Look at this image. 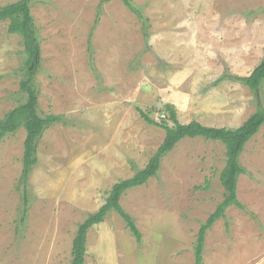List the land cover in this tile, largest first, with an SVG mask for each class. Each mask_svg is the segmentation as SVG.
Listing matches in <instances>:
<instances>
[{
    "label": "rangeland",
    "instance_id": "obj_1",
    "mask_svg": "<svg viewBox=\"0 0 264 264\" xmlns=\"http://www.w3.org/2000/svg\"><path fill=\"white\" fill-rule=\"evenodd\" d=\"M20 0H0V6ZM33 0L41 46L38 112L61 120L38 142L22 182L27 130L0 143V264H71L79 226L112 187L143 170L180 123L235 129L260 107L249 76L264 57V0ZM142 16V18L140 17ZM0 22V119L26 100L23 38ZM226 147L185 138L158 174L126 191L88 231L84 264H195L199 231L224 200ZM238 199L207 231L201 264H264V126L240 157Z\"/></svg>",
    "mask_w": 264,
    "mask_h": 264
},
{
    "label": "trees",
    "instance_id": "obj_2",
    "mask_svg": "<svg viewBox=\"0 0 264 264\" xmlns=\"http://www.w3.org/2000/svg\"><path fill=\"white\" fill-rule=\"evenodd\" d=\"M32 1L20 0L0 6V22L9 21V34L19 35L23 38L25 52L28 55L26 61L27 78L21 82L20 87L21 91L26 94V100L17 108L8 112L4 118L0 119V143L6 135L15 133L22 127L27 130L24 150V170L22 174V182L25 185L33 166L38 161L36 155L39 139L54 123L61 120V117L58 115L42 116L38 112V89L34 78L38 69L37 62L41 56V46L31 11ZM111 1L114 0H103L105 3ZM123 2L134 13L139 14L137 8L134 7L130 0H123ZM140 17L142 18V16ZM226 76L232 77L233 80L259 93L264 83V57L249 76H228V74ZM167 109L169 120L173 122L174 126H169L165 120L161 123L156 122L151 120L148 115L141 113L149 123L165 129L166 137L148 165L143 170L138 171L132 178L121 180L115 184L110 191L106 203L79 226L73 243V259L71 264H84L85 256L87 255L86 244L89 229L103 223L111 211H115L122 217L130 233L136 238L138 243L142 241V234L133 218L121 206V198L126 191L143 186L152 177H155L159 172L163 158L171 153L185 138L194 139L201 137L206 140L221 142L226 147L227 158L226 166L220 176L221 185L225 190L224 200L199 231L195 264H201L202 262L207 231L219 219L225 217L226 210L231 206L245 209L244 205L239 201L237 194L238 180L241 175L246 173L245 168L240 163V157L248 142L264 126V109L260 107L242 126L235 129L209 127L202 125L198 121L182 124L178 120L175 107L171 105L167 106Z\"/></svg>",
    "mask_w": 264,
    "mask_h": 264
}]
</instances>
